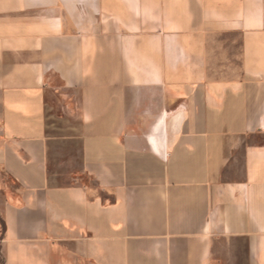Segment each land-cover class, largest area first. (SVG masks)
<instances>
[{"label": "crops", "instance_id": "1", "mask_svg": "<svg viewBox=\"0 0 264 264\" xmlns=\"http://www.w3.org/2000/svg\"><path fill=\"white\" fill-rule=\"evenodd\" d=\"M0 264H264V0H0Z\"/></svg>", "mask_w": 264, "mask_h": 264}]
</instances>
